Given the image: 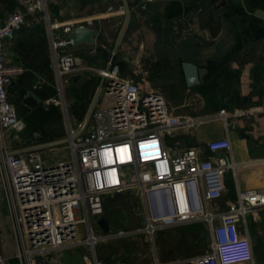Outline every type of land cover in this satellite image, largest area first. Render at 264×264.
Returning <instances> with one entry per match:
<instances>
[{"label": "built area", "instance_id": "built-area-1", "mask_svg": "<svg viewBox=\"0 0 264 264\" xmlns=\"http://www.w3.org/2000/svg\"><path fill=\"white\" fill-rule=\"evenodd\" d=\"M8 1L11 10L0 24V185L21 264L84 245L95 255L106 236L96 233L92 220L98 225L103 218L106 198L130 195L139 200L135 211L144 218V226L134 233L155 240L169 229L206 226L208 250L191 258V264H257L247 218L264 210V191H239L227 210L219 205L227 193L226 176L236 167L230 139L169 145L168 137L194 128L199 120L175 114L157 89H146L124 73L116 52L109 53L103 69L82 63L72 51L74 26L53 17L51 0ZM154 2L142 0L137 8L147 11ZM29 19L47 25L56 61L58 96L45 101L46 109L64 106L65 88L75 73H93L97 87L88 116L76 128L68 125L65 140L16 152L8 141L20 136L26 124L10 102L8 86L26 70L6 63V45ZM92 25L90 21L86 27ZM174 32L186 36L192 30L175 27ZM59 144H66L65 155H55ZM0 264H9L8 259L0 255Z\"/></svg>", "mask_w": 264, "mask_h": 264}, {"label": "crops", "instance_id": "crops-1", "mask_svg": "<svg viewBox=\"0 0 264 264\" xmlns=\"http://www.w3.org/2000/svg\"><path fill=\"white\" fill-rule=\"evenodd\" d=\"M141 1L51 0L50 11L63 25L74 28L93 22L88 27L99 32L96 44L72 48L82 63L103 69L107 67L109 53L116 52V63L124 73L133 75L146 89H157L175 114L199 120L194 128L168 137L169 145L203 146L213 140L230 139L236 167L229 172L230 180L226 178L227 193L219 202L222 210L237 202L239 191H264V18L256 16L259 10L264 12V0H245L239 4L232 0H202L204 5L200 10L195 9L194 0H155L147 11H140L137 4ZM10 10V2L0 0V24ZM175 27L181 31L190 27L192 33L176 36ZM6 63L22 65L26 70L8 86L10 102L26 124L20 136L9 139L11 150L20 152L36 146L39 138L32 133L34 126L55 113L61 119L65 115L72 127L74 122L78 125L86 119L97 87V77L91 72L72 75L71 83L65 88L64 106L45 107V101L58 96L59 86L45 23L29 19L15 33L6 45ZM183 63L206 69L205 82L189 88ZM57 149L60 153L65 151V147ZM263 215L261 210L247 218L254 248L257 241L264 244ZM103 218L111 231L120 230L107 235L100 251L96 246L95 255L88 245L70 247L40 255L36 264H95V260L103 264H191V258L200 256L179 258L171 257L168 252L165 255H170L168 259L154 252L148 261L136 254L124 256L120 244L109 246L113 239L135 234L122 229L130 220L117 222ZM119 232L127 235L119 237ZM263 250L260 249V255L255 250L257 264L260 257L264 258ZM0 255L9 264H21L1 185Z\"/></svg>", "mask_w": 264, "mask_h": 264}, {"label": "rangeland", "instance_id": "rangeland-1", "mask_svg": "<svg viewBox=\"0 0 264 264\" xmlns=\"http://www.w3.org/2000/svg\"><path fill=\"white\" fill-rule=\"evenodd\" d=\"M73 127H77V122L73 123ZM33 129L35 130H33L34 132L32 133L39 138L36 142L37 144L63 141L69 135L66 116L64 115V118L61 119V116L59 114L57 115V113L43 122L39 121ZM189 141L190 144L194 143L193 139ZM170 143L173 144L171 141ZM65 146L66 144L56 145V152L54 151L55 155L59 152L57 148ZM62 154L65 155L66 153ZM229 175L230 174L228 173L226 178L230 180ZM105 203L107 208L104 211V217L116 220L117 222H125L128 219L130 220V224L127 227L122 228L124 231L132 233L135 232L134 230L140 229L144 226V218L141 215L140 210L138 211L136 209L135 211V207L139 206V200L136 197L131 195L119 199L117 197H108L106 198ZM92 224L98 235H112L120 230L118 228H113L109 234H104L98 228L95 219L92 220ZM87 236L86 233L83 237ZM209 241L210 238L205 226H203V224H197L184 228H174L162 231L156 235L155 240H150L143 233L138 232L127 238L113 239L109 247H116L120 244V250H122L121 252L124 256H126L125 254H129L130 256L136 254L138 257L145 258V260L148 261L153 258L154 252H157L162 258L165 257L168 259L170 258V255L171 257L177 255L179 258L201 255L208 250ZM255 243L257 244V247H255L256 253L260 255V249H264V244H260L258 241ZM102 245L103 242L97 245L98 251L101 250ZM168 252L171 254L166 257L165 255ZM259 264H264V258L260 257Z\"/></svg>", "mask_w": 264, "mask_h": 264}, {"label": "water", "instance_id": "water-1", "mask_svg": "<svg viewBox=\"0 0 264 264\" xmlns=\"http://www.w3.org/2000/svg\"><path fill=\"white\" fill-rule=\"evenodd\" d=\"M232 1L236 4H239L244 2L245 0H232ZM193 5L196 10H200L203 7L204 3L202 2V0H194ZM128 14H129V9H128ZM256 16L264 18V12L262 10H259L258 12H256ZM98 35L99 32L97 30H92L86 26H79V27H75L72 30L69 37L73 41L74 48H78L82 45L93 47L96 44L95 39ZM182 67L184 70L185 82L189 88L203 84L205 82V75L207 74L206 69L198 68L197 66H194L190 63H183ZM98 225L104 234H109L111 232L110 225L108 224L105 218H101L98 221Z\"/></svg>", "mask_w": 264, "mask_h": 264}]
</instances>
